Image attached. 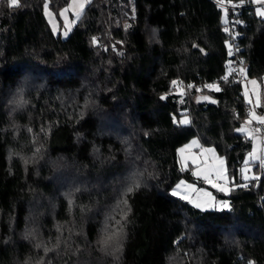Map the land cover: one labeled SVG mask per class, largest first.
Here are the masks:
<instances>
[{"label":"trees","instance_id":"16d2710c","mask_svg":"<svg viewBox=\"0 0 264 264\" xmlns=\"http://www.w3.org/2000/svg\"><path fill=\"white\" fill-rule=\"evenodd\" d=\"M222 1L245 6L90 0L62 37L42 9L68 0H0V264H264V170L237 176L249 104L223 79L230 19L263 81L264 16ZM192 137L224 156L226 209L170 192Z\"/></svg>","mask_w":264,"mask_h":264},{"label":"rangeland","instance_id":"374dc122","mask_svg":"<svg viewBox=\"0 0 264 264\" xmlns=\"http://www.w3.org/2000/svg\"><path fill=\"white\" fill-rule=\"evenodd\" d=\"M89 1L68 0L57 11L52 10L45 2L42 9L43 15L52 31L65 37ZM256 12L264 13V8L257 6ZM261 15L264 16V14ZM241 86L249 108L246 120L237 130L250 138L251 147L238 168L237 176L245 180L257 176L254 166L256 163L258 164L261 157H264V144L262 145L260 138L261 132L255 128L257 123L262 124V134L264 135V122H262L264 121V80L248 77L243 80ZM177 155L179 167L188 170L190 179L181 178L174 184L170 192L176 191L178 195L175 196L185 197L183 200L193 206L199 203L201 207L198 208L200 209L228 208L229 202L224 195L230 192V188L233 186L231 185L233 177L227 172L224 156L218 154L212 146L202 145L197 137L190 138L189 141L180 146ZM212 176L219 182L214 184L211 180ZM213 185L224 190H218V187ZM217 193L222 196H218ZM225 202L227 206H225Z\"/></svg>","mask_w":264,"mask_h":264},{"label":"built area","instance_id":"2783aa9c","mask_svg":"<svg viewBox=\"0 0 264 264\" xmlns=\"http://www.w3.org/2000/svg\"><path fill=\"white\" fill-rule=\"evenodd\" d=\"M216 2L220 4L228 12L230 8H234V7L240 8L242 6H245L244 4L231 5L227 1H222V0H216ZM249 5H252L255 7L260 6L264 8V0H258L254 3H250ZM225 29L229 33V45H228L229 65H228V70H227L228 72L223 77V79H226L229 77L230 79H232L233 82L240 83V85H242V82L245 79V70L242 64V57L239 54V49H240L239 38H241V34L235 31V27L230 22V19H227ZM261 78L262 80H264V74L261 76ZM240 93L243 95L242 86H241ZM255 128L261 132L260 138H261V143L263 145L264 144V135L262 134L263 125L257 123L255 125ZM258 166L260 170H264V157L260 158L258 162ZM211 180L214 184L219 182L213 176L211 177Z\"/></svg>","mask_w":264,"mask_h":264},{"label":"snow or ice","instance_id":"6c2138e0","mask_svg":"<svg viewBox=\"0 0 264 264\" xmlns=\"http://www.w3.org/2000/svg\"><path fill=\"white\" fill-rule=\"evenodd\" d=\"M8 4H9L10 7L16 6L18 4V0H8ZM261 14H264V13H261ZM173 83L175 84V81ZM253 83H255V81H253ZM189 87H191V85ZM206 87L211 88V87H214V86L213 85H206ZM217 90H219V89H217ZM162 99H163V97H162ZM205 99H207V97H205ZM262 122H264V121H262ZM180 123L185 124V123H188V121H187V119H185V120L180 121ZM193 143H195V141H193ZM213 186L214 187H218L217 185H213ZM218 190L223 191L224 189L218 187ZM128 191H132V188H129ZM172 195L175 196V195H178V193L176 191H173ZM184 198L185 197L181 196V199H184ZM195 206L196 207H201V205L199 203H197ZM225 206H227L226 202H225Z\"/></svg>","mask_w":264,"mask_h":264},{"label":"water","instance_id":"95a60500","mask_svg":"<svg viewBox=\"0 0 264 264\" xmlns=\"http://www.w3.org/2000/svg\"><path fill=\"white\" fill-rule=\"evenodd\" d=\"M247 77V75L245 74V78Z\"/></svg>","mask_w":264,"mask_h":264}]
</instances>
